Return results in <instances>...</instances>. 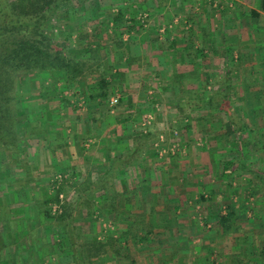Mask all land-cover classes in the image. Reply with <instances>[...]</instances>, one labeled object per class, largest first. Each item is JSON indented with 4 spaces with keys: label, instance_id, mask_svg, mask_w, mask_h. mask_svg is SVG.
Wrapping results in <instances>:
<instances>
[{
    "label": "crops",
    "instance_id": "1",
    "mask_svg": "<svg viewBox=\"0 0 264 264\" xmlns=\"http://www.w3.org/2000/svg\"><path fill=\"white\" fill-rule=\"evenodd\" d=\"M149 1L150 9L145 2L137 0L131 3L127 0H100L98 3L72 0L71 6L76 5L79 9L80 23L89 26L86 32L73 23L76 13L67 14L72 22L68 21L70 29L77 33L74 36H85L81 50L70 52L85 57L96 47H105L95 66H100L101 70L109 67L103 77L110 84L111 96L119 99L113 108L108 105L107 110H102L104 99L97 97L95 85L101 77L96 67L93 72L99 73L98 78L82 76L76 80L80 95L86 100L84 112H92L91 117L96 115L97 124L98 112H115L112 116L117 118V123L96 131L99 145L96 144L95 150L88 154L89 158L82 154L83 151L79 155L84 158L85 173L73 162L70 168L79 171L80 179L94 180L108 171L114 157L131 153L135 146L142 145L139 158L114 168V175L107 177L111 180L109 186L96 191L97 196L113 200V208L102 211L112 214L115 220V232L111 233L115 236V245H110L108 239H99L103 249L92 263L213 264L215 260L211 255L217 256L216 253L219 255L222 251L230 255L217 257L220 264H248L247 257L249 261L251 259L250 264H259V251L250 253L254 252L250 250V239H245L247 231L256 233L259 230L247 224L249 206L245 196L239 194V202L235 201L237 193L228 187L231 186L232 168L248 171L259 178V169L250 166L245 159L244 135L264 136V0ZM132 3L143 4L144 9L147 7L145 19L150 27L138 31L133 28L137 24L139 28L147 26L135 18L130 19L129 24L133 26L117 38L118 45L114 46L118 33L111 35L112 32L106 31L108 20L118 12L128 11ZM113 6L118 9L110 16L109 10ZM128 19L123 12L122 20ZM155 22L163 26L157 27ZM124 34L129 35V42H125ZM201 86L208 90L202 93ZM189 90L195 94V99L213 96L217 100H226L236 121V131L224 110L185 108L188 113L183 117L189 118L186 128L192 133L189 146L192 160L188 159L189 164L182 167L184 163L181 165L180 160L175 162L157 154L159 150L154 140L159 139L160 134L157 137H150L148 132L135 135L136 131L125 128L123 122L138 112H171L169 115L176 117L179 113H175L178 111L174 105ZM64 112L72 111L65 108ZM87 127L90 126L87 124ZM237 131L241 132L240 139L236 137ZM229 135H235L236 141L231 142ZM136 136L143 138L135 140ZM145 137L149 142H143ZM135 141H138L137 145ZM85 145L88 147L89 144ZM228 151L236 152L237 158L226 156ZM203 152L211 154L212 160L199 158ZM231 162L234 166L231 170L226 169V164ZM241 165L251 167L253 171ZM91 172L93 175L89 174ZM239 177L243 183H250L247 175ZM219 183H225V186L218 187ZM202 213L206 219L215 221L211 222L210 230L205 227L203 230L200 216L196 217ZM238 229L235 238H226ZM135 233L139 235L134 236ZM223 235L224 240L221 239ZM218 236L220 239H215ZM226 243H229L228 247ZM241 248L245 255L248 250L244 262H240L242 254L237 255ZM51 252L49 250V254ZM69 257V264H72Z\"/></svg>",
    "mask_w": 264,
    "mask_h": 264
},
{
    "label": "rangeland",
    "instance_id": "2",
    "mask_svg": "<svg viewBox=\"0 0 264 264\" xmlns=\"http://www.w3.org/2000/svg\"><path fill=\"white\" fill-rule=\"evenodd\" d=\"M86 1L98 3L100 0ZM127 1L131 3L135 0ZM137 1L145 2L148 9H150L149 0ZM74 7L70 4L65 11H60L54 15L49 20L46 31L51 34L52 38L58 44L66 46L69 51L76 49L79 52L81 50V43H85V36H82L83 38L74 36L76 30L70 29L68 25L70 17L68 15L76 13L77 20L75 19L76 22L74 20L73 23L79 24L84 32H86L89 26L85 25L83 22L80 23L82 18L77 15L79 9L76 5H74ZM115 8L114 6L110 8V16H113L114 13L117 12L116 10L118 8ZM148 9L146 6L144 9L143 4L139 5V3H132L128 11L127 9L123 10L124 17L126 19L135 18L140 24L143 22L144 26L147 27L139 28L138 24L136 27H133L138 31H142L144 28L150 27L147 19H145L147 16L146 12H144L145 10L149 11ZM217 12L220 13V11ZM107 24V32L108 30L110 33L112 32L111 35L118 33L112 44L114 46L118 45L117 38L122 37L123 35L121 36V34L126 32V29L133 26L127 21L126 24L117 26L113 24L112 18L108 20ZM156 26L161 27L163 24L157 23ZM77 30H79V28H77ZM69 34L74 37L71 38ZM124 38H127L125 42H129L130 37L128 34H124ZM109 39L113 38L109 37ZM102 49H105V47H96L95 50H91L89 54L87 53V56L97 59L96 62H98L102 54ZM97 73L98 72H92L90 76L83 77H89L91 79L93 77L98 78ZM99 76H102V74L100 73ZM76 84V81L69 84L64 81L63 77L56 78L50 73L40 76H37V74L24 75V77L19 80L20 99L18 102L20 108H22L19 109V111L22 110V112H18L17 116L18 122L21 124L19 126L21 132V134H19L20 142H22L25 150H19L17 152L0 150V204H2L1 197L4 196L3 194L9 193L11 189L14 190V197L11 198L10 203L7 205V209L6 207H0L1 211L4 213V222L1 223L0 229L4 233V237H6V239L8 238L7 246L1 251L0 264H69L70 254L67 255L63 247H58L62 240L61 228L55 219L45 221L43 215H39L38 212H36L37 209L33 202L32 195L35 196L34 199L38 197L36 194L42 195L43 197L52 195L55 189L61 187L62 190L59 195L60 201L50 205V210L53 215L57 214V211L60 210V206L65 200L69 202L73 201L77 195V186H81L80 183L86 182V180L79 178V175H77L79 171L76 172L74 168H70L72 162L78 165V170L85 173L86 166L82 165V159L84 158L79 155L83 151L82 154H84L86 158H89L88 154L95 150L96 144L99 145L96 131L102 128H111V125L113 127L117 123L115 121L117 118L114 119V116H112L115 112H98V124L96 122V115L91 117L92 112H84L83 109L87 107L86 100L84 96L80 95V90ZM82 87L85 88L83 85ZM201 90L202 93H205L208 87L201 86ZM111 95H113V92L110 93L109 97L104 99L102 110H107L106 108H108V105L111 108L115 106V104L111 103V99L116 96ZM117 100L118 103L119 99L117 98ZM65 108L67 111L71 110L72 112H64ZM24 109L27 110V112ZM94 113L95 112H93V114ZM169 113L171 114V112H138L132 114V116L124 120L123 123L125 128L134 129L136 131L135 135L148 132L150 137H155L160 134V137H158L159 139L154 140V144H156L155 147L161 152L159 153L156 151L157 154H163L166 159L176 160L175 162L180 160L181 165L184 163L182 167H186L187 164H189L187 160H192V148L189 147L192 141V133L186 128L189 118L183 117V115L188 112H175L179 114L176 117L173 116L174 118L171 117ZM88 121L92 124H89ZM126 122L128 124H126ZM87 124L90 127H87ZM229 136L231 142L236 141L235 135ZM244 138L246 139L245 145L247 147H245L246 149L244 150L245 159L250 166L258 168L264 173V136L251 133L244 135ZM58 142L61 144L60 147H56L55 143ZM101 143L105 142L101 140ZM85 144H89L88 147ZM225 155L237 158V153L234 151L225 152ZM199 158H202L203 161H210L212 160V155L203 152L200 154ZM192 168L196 167L192 166ZM236 169L237 167L234 170ZM234 170L231 174V188L228 187V189L236 191L237 194L235 195L238 196L240 194V196H245L246 198L245 200L248 203L247 206H249V208L246 207L248 208L246 210V213H248L246 216L247 224H249V227H253V229L257 228L259 232L250 233V231H247L245 239H250L249 245L252 246L250 250L254 251L250 253H255L258 250L259 256H257V260H259V264H264V254L262 253L264 245V182L253 173L245 170H236L234 172ZM89 174L93 175L92 172ZM242 175H247V179L250 183H243V179L239 177ZM53 181H56V186L55 184L52 185ZM221 186H225V183L218 184V187ZM17 191H19L18 196L16 195ZM8 193L5 198H8ZM258 194L259 198H256ZM97 197L95 191L89 193V201H81V204H84L83 206L85 207L81 208L78 216L74 219L73 225L76 228L81 242H89L93 239H108L110 245H115V241H113L115 236L113 237V235H111V233L114 234L115 232V220L112 214L104 213L102 210L98 209L99 207L96 202ZM238 200L239 196L235 201L239 202ZM1 206H3V204ZM89 211H92L91 215H89ZM189 217H191V214ZM196 217L202 220V224L200 225L203 227V230L205 228L210 230L212 225L211 222H213L214 219H206L204 213L196 215ZM209 223L210 227H208ZM9 232L12 234L11 238L7 236ZM46 232L48 233V244L44 237ZM203 233L204 232L201 234ZM231 233L227 235L226 238L228 236L235 238V234L239 233V229L231 231ZM223 234L225 235V233ZM135 235L137 236L139 234L135 233L134 236ZM224 235L221 237L222 240H224ZM215 239L219 240L220 237L218 236ZM225 240L227 241L228 239ZM43 245H46L47 249H44V247H42ZM225 245L228 247L229 243ZM49 250L52 251L51 254H49ZM39 251H42V254H40ZM245 251L247 255L248 250ZM227 254L228 253L224 254L220 251L219 255L216 253L217 256L211 255L213 260H215L213 264H220L216 261L217 257H228L230 254ZM240 254H242L239 257L240 262H244V257L246 256L244 254V248H241L237 255ZM251 257L252 256H250V258ZM246 260L248 264H250L249 262L251 259L249 261V257H247ZM253 263L254 262L251 264Z\"/></svg>",
    "mask_w": 264,
    "mask_h": 264
},
{
    "label": "trees",
    "instance_id": "3",
    "mask_svg": "<svg viewBox=\"0 0 264 264\" xmlns=\"http://www.w3.org/2000/svg\"><path fill=\"white\" fill-rule=\"evenodd\" d=\"M72 0H0V150L2 151H24L22 142H20L21 134L18 122V112L20 104L19 80L24 75L37 74V76L50 73L56 78L63 77L67 83L75 82L81 76H90L97 59L90 56H79L77 53L70 52L66 46L58 44L46 31V26L49 20L59 13L65 11ZM123 11L118 12V15L112 18L113 24L121 25L130 22V19L123 21ZM132 19V18H131ZM133 22V21H132ZM94 66V67H93ZM109 69V67H108ZM106 67L100 69L96 67V71L100 72L102 76L96 85L98 92L97 97L106 99L112 93L110 84L104 80L103 74L108 70ZM227 86L228 83H227ZM223 87V86H222ZM220 92L217 91V93ZM190 90L180 100L176 101L174 107L178 112H185V108L189 107H210L224 110L229 118L232 129L235 130L234 124L236 121L232 118V112L226 100L214 99L213 96L207 97L205 100L195 99V94ZM194 96V98H193ZM226 97V95L224 96ZM23 107V106H22ZM25 110V109H24ZM27 112V110H25ZM24 112V111H23ZM236 131V130H235ZM236 137L240 139L241 132ZM143 138L136 136L134 139ZM148 137L143 139V142H149ZM151 140V138H150ZM138 141H135V144ZM140 143V142H139ZM56 147L61 144L55 143ZM137 145V144H136ZM138 146V145H137ZM129 153L126 152L122 156L113 158L111 167L104 174L99 175L97 179L86 182H81V186H77V195L73 201H64L57 214L51 213V204L60 201L59 195L62 190L61 187L55 189L52 195H38L36 199L33 197V202L39 215H43L44 220L50 219L57 222L62 230V240L59 243V248H64L66 253L72 258V264H91L94 257H97L103 249V244L99 239H93L89 242H81L76 228L73 225L74 219L78 216L81 208L85 207L81 201H89V193L97 191L98 188H106L111 183L107 177L114 175L117 166L132 163L139 158L141 151L139 147ZM2 153V152H1ZM234 162L227 163L225 168L230 169ZM234 166V165H233ZM250 171L251 167L241 165ZM231 170V169H230ZM234 168H232V171ZM78 175V173H77ZM259 178L264 182V173L258 171ZM56 181L52 182V185ZM13 189L1 197L2 204L0 207H6L10 203L11 198L14 197ZM19 191L16 192L18 196ZM115 200V198H114ZM98 209L113 208V200L104 198L100 195L96 199ZM91 215L92 211L88 212ZM4 213L0 208V228L3 221ZM7 236L11 238L12 234L9 232ZM46 243L48 244V233L44 235ZM8 239V238H7ZM7 239L0 229V260L1 251L7 246ZM55 241V240H54ZM56 243V242H53ZM47 249L46 245H43ZM42 254V251H39ZM264 254V245L262 248ZM46 254V253H45Z\"/></svg>",
    "mask_w": 264,
    "mask_h": 264
},
{
    "label": "built area",
    "instance_id": "4",
    "mask_svg": "<svg viewBox=\"0 0 264 264\" xmlns=\"http://www.w3.org/2000/svg\"><path fill=\"white\" fill-rule=\"evenodd\" d=\"M117 101H118V100H117V98H116V97H114V98H112V99H111V103H112V104H116V103H117Z\"/></svg>",
    "mask_w": 264,
    "mask_h": 264
}]
</instances>
